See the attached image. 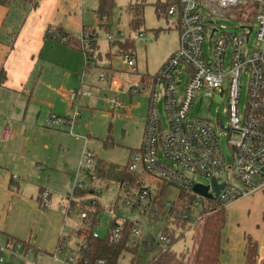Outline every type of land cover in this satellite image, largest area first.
<instances>
[{
  "label": "built area",
  "instance_id": "built-area-1",
  "mask_svg": "<svg viewBox=\"0 0 264 264\" xmlns=\"http://www.w3.org/2000/svg\"><path fill=\"white\" fill-rule=\"evenodd\" d=\"M257 4L255 14H234L233 10L247 4ZM168 15L175 17L179 29V48L161 66L149 82L137 81L124 86L113 80L109 92L114 95L107 99L110 111L125 109L126 100L121 95L147 93L149 98L148 115L140 148L132 153L128 172L138 179L139 187L129 183H118L113 189L119 197L120 191L134 201L126 205L131 209L142 208L143 220L119 222L114 228V238H119L124 223L130 222V237L126 251L130 257L129 264H152L155 260L172 251L171 245L179 238L182 228L178 224L188 222L192 225L202 212H181L174 210V203L166 202L163 209L154 203L162 185H173L181 191L192 193L193 187L200 182L195 178L216 179V184L223 186L218 197L212 199L216 205L227 207L229 204L259 193H264V0H178ZM214 17L242 20V32L221 31L216 27ZM249 24H253L251 27ZM225 29L222 26L221 29ZM255 31V43L250 47L251 37ZM90 32L81 33V43L86 65H95L94 47L90 42ZM140 36L141 33H140ZM65 43L64 38L59 39ZM109 41L112 39L109 38ZM208 44L205 50L204 46ZM126 66L132 70L137 62L133 56H126ZM187 75L184 89L178 94L184 73ZM248 77V95L244 114H240L241 80ZM107 76L101 74L100 81ZM161 90L163 109L167 125L157 116L158 90ZM219 103L226 97L225 113L228 121L192 116L191 112L197 96L203 90ZM91 93L83 89L74 90L67 96L72 106L69 117L48 116L44 122L45 129H55L67 125L72 131L80 117L79 101L90 98ZM221 128L228 134L225 146L221 144ZM10 127L0 130V141L8 142L13 138ZM228 156L231 165H227ZM95 152L84 149L79 165L73 174V195L76 191L90 193L86 199L88 205L95 207L100 200L101 191L107 190L109 184H102L94 172ZM151 177L158 182L156 190H151ZM17 179V177H16ZM211 186V183L210 185ZM132 188L137 193H132ZM215 196L216 194L209 190ZM194 193V192H193ZM49 192L42 193L46 200ZM144 203V204H143ZM199 206L197 202L195 208ZM82 221L75 229V234L88 228L91 215L81 213ZM164 219L162 230L153 233L160 218ZM98 221V219L96 220ZM93 237L99 234L93 231ZM88 249L87 241L82 238L79 249V262ZM157 255L145 260L147 254ZM33 253L31 246L24 247L22 242L10 243L0 240V264H12V259L26 260ZM124 258V254L122 256ZM70 263L75 264L71 258ZM83 264H88L85 260ZM97 264H105L104 260ZM122 264V263H121Z\"/></svg>",
  "mask_w": 264,
  "mask_h": 264
},
{
  "label": "crops",
  "instance_id": "crops-1",
  "mask_svg": "<svg viewBox=\"0 0 264 264\" xmlns=\"http://www.w3.org/2000/svg\"><path fill=\"white\" fill-rule=\"evenodd\" d=\"M82 4L83 0H41L28 14H11L8 8L0 6V72H4L0 83V130L10 127L14 134L10 141H0V240L6 242L9 237L17 242L28 241L33 248L26 260L7 255L12 264H71L70 258L57 256L69 249L71 238L67 234L73 228L69 212L75 197L65 203L59 196L62 188L69 194L73 174L87 147L69 167L58 154H67L66 148L71 150L72 144L65 138L73 137L74 126L71 132L67 125L45 129L43 122L53 114L70 116L72 106L67 96L72 90L84 88L82 83L72 84L74 72L83 67L84 73L86 67L93 66L86 65L81 43V33L93 31L87 23L91 18L86 17ZM58 28L71 34L81 48L61 43L59 39L63 37ZM51 29L53 37L47 36ZM99 58L102 59L101 55ZM45 67L61 69L66 77L52 82L47 78L51 83L45 84ZM152 77L142 76L141 81L149 82ZM126 95L130 99L133 96ZM62 138L63 144L59 143ZM104 163L107 162L96 156L94 172ZM45 191L50 194L46 200L42 197ZM256 196L264 202V193L250 199ZM262 220V228L252 238L258 243L260 259L264 260V217ZM246 240L244 236L237 245L234 243L236 258L227 264H245Z\"/></svg>",
  "mask_w": 264,
  "mask_h": 264
},
{
  "label": "rangeland",
  "instance_id": "rangeland-1",
  "mask_svg": "<svg viewBox=\"0 0 264 264\" xmlns=\"http://www.w3.org/2000/svg\"><path fill=\"white\" fill-rule=\"evenodd\" d=\"M167 2L168 0H116L110 17L104 19L98 17L97 19L96 12L99 9L98 0H83L82 6L86 13V17L91 18V20H89L90 22H87V20L86 22L89 24V28L96 33L97 47L94 48L95 52L93 54L96 67H86L87 69L84 73L83 67L77 70L76 73L72 70L75 78L72 84H78V82L80 84L82 83L84 87L83 90L89 91L91 97L81 98L82 101L79 108L80 117L74 125L73 137L65 138L72 144L71 150L69 151L65 147L67 154H64L62 151H59L58 154L59 159L61 161H66L69 167H72L77 154L79 158L80 151L83 150L84 147H87V149L95 152L98 159L113 164L122 170H128L127 165L132 153H136L142 143L143 131L149 108V98L145 92L134 94L131 99L129 95L121 93L126 100L125 109L110 111L107 99L114 94L108 91L109 85L113 80L121 84L123 83L122 85L124 88L128 83L134 81L142 84V76H154L159 71L162 64L168 59L169 55L177 50L179 29L176 18L167 15V10L165 8L157 11L158 5L162 7L167 4ZM130 5H143L142 36H140L137 30H131L129 27L131 17L128 13V7ZM11 14H18V12L12 11ZM214 22L216 27L221 31L234 33L242 32V27L247 25L242 24V20L240 19L231 20L220 17H214ZM106 24L109 25V28L105 27ZM249 25L251 27L253 26V24ZM222 26H225V29H221ZM109 38L112 39V41L116 40L123 42L125 40H131L134 43L135 54L133 57L136 59L137 64L132 70H137L135 74H129L131 70L125 64L126 56L118 54L117 48L111 45ZM254 43L255 31L251 37L250 47H252ZM207 47L208 44L204 46L205 50ZM99 55H101L102 59L99 58ZM104 67L106 68L103 70ZM183 73L182 84L179 85L178 94H181L183 91L185 81L187 80V75L185 72ZM101 74L107 76L105 81H100ZM64 75L65 71L61 69L45 67V84L66 77ZM47 78H49L48 80L51 82H47ZM144 81L146 82L147 79ZM206 92L207 90L204 89L198 94L191 115L200 118H209L216 124L217 120L224 119L227 124L228 118L225 113V109L227 108L226 97L221 103L216 100L212 103L211 96L206 94ZM158 95V105L156 108L157 116L166 126L167 117L164 113L160 89L158 90ZM247 95L248 77L244 75L241 80L240 91L241 115H243L245 111ZM217 130L221 134V144L225 146L228 134L221 128L217 127ZM107 138L110 139V143L105 142ZM65 139H60L59 143L63 144ZM78 149L79 153H77ZM227 165H231L230 156H228ZM146 179L147 182H151L150 187L152 191L158 188L159 184L155 179L151 177H147ZM195 181L200 182V184L197 185L202 186H209L211 183L209 179L204 177L195 178ZM102 184H109V188L105 191H101L99 195V202L102 204L103 210L98 215V224L94 226V231H96L101 238L107 237L113 220H116L117 223L125 220H143L145 223L148 222L147 217L142 214L141 207L138 209H131L130 206L125 204L126 201L132 204L134 196L127 198L123 190L120 191L119 197L114 194L113 189L118 184L116 181L103 180ZM73 185L74 181L72 180L69 194H66L67 190L65 188L60 190L63 192L59 197L64 198L65 203L73 197ZM131 191L133 194H136L138 190L132 188ZM190 194L192 195L190 208L194 212H203L215 206V202L210 199L193 192ZM180 195L181 190L178 187L169 185L167 187L165 201L175 203L180 198ZM253 196L255 195L245 197L226 207V226L222 233L224 253L221 258V262H224V264L233 263L236 258L234 255V243L237 245L244 236L254 237L256 232L263 226L264 202L259 201L257 196L250 199ZM88 197H90V193L82 198V200L84 201ZM77 201L78 204L69 212V217L73 221V228L67 234L71 238L68 246L69 249L66 250L64 255L57 256L65 259L74 258L75 264L79 262L81 242V238L75 234V228L82 221L80 216L84 211L79 204V200ZM197 202L199 206L195 208ZM115 206L117 207L115 208ZM163 224L164 219L161 217L156 227L153 228V233L155 235L162 230ZM179 232H182L184 236L177 239V241L171 245V248L178 254H181L191 248L194 232L193 229L190 228L181 229ZM156 255L157 252L153 255L147 254L145 260H151ZM129 262L130 257L127 253H124V258L121 259V263L129 264Z\"/></svg>",
  "mask_w": 264,
  "mask_h": 264
},
{
  "label": "trees",
  "instance_id": "trees-1",
  "mask_svg": "<svg viewBox=\"0 0 264 264\" xmlns=\"http://www.w3.org/2000/svg\"><path fill=\"white\" fill-rule=\"evenodd\" d=\"M41 0H0V6L8 8L10 13L12 11H21L27 14L32 9L36 8ZM178 0H168L164 6H157V11L165 8L167 15L169 9L177 4ZM99 9L97 10V16L100 19L109 18L112 10L115 6L116 0H98ZM257 4L250 3L243 7H239L233 10L234 14H255ZM128 13L131 17L129 27L131 30H137L141 32V26L143 24V5H130L128 7ZM109 28V25H105ZM59 34L65 39L66 44H71L75 47L81 48L79 42L73 41L71 34L59 29ZM47 36L53 37V30L47 32ZM92 40L91 45L97 47V41H95L96 33L92 31L89 35ZM111 45L117 48V52L123 56H134V43L131 40L109 41ZM4 78V72H0V83ZM107 143H110V139H106ZM95 174L102 180H114L117 183H129L133 187H139L138 179L130 174L128 170H122L113 164L104 163L100 165ZM167 185L161 186V191L155 196L154 203H156L161 209L164 208L165 197L167 194ZM87 194L85 190H79L74 193V197L79 200V204L84 211H87L91 215V223L85 230L79 231L76 235L79 238H84L87 241L88 249L83 255V259L80 264L86 260L88 264H97L98 261L104 260L105 264H121V259L126 251H130L128 247V241L130 237L131 223L125 222L119 238H114L113 232L117 224L116 220H113L111 227L108 231V235L105 238H94L93 231L94 226L98 224V215L103 210L102 204L98 201L95 207L87 204L86 200H82ZM76 199H72V208L78 204ZM191 201L192 195L187 192L181 191L180 198L174 203V210L181 212L191 213ZM117 206H115L116 208ZM98 219V221H96ZM182 228L193 229L194 236L191 248L178 254L175 250L167 252L163 257L158 258L152 264H221V258L224 253L222 233L226 226V207H221L215 204L209 210L203 211L200 217L192 225L188 222H181L178 224ZM182 233L179 238H182ZM176 238L173 243L177 241ZM245 247V264H264V260L260 259L258 252V243L251 237H246ZM6 242L16 243L17 240L7 238ZM26 248L29 246V242L23 243Z\"/></svg>",
  "mask_w": 264,
  "mask_h": 264
},
{
  "label": "water",
  "instance_id": "water-1",
  "mask_svg": "<svg viewBox=\"0 0 264 264\" xmlns=\"http://www.w3.org/2000/svg\"><path fill=\"white\" fill-rule=\"evenodd\" d=\"M210 188L212 189V192H214L216 195L213 196L212 193L209 192ZM223 188V186H218L216 184L215 180H212L211 186H202V185H195L193 187V192L196 194L201 195L202 197H205L207 199H215L218 197L220 190Z\"/></svg>",
  "mask_w": 264,
  "mask_h": 264
}]
</instances>
